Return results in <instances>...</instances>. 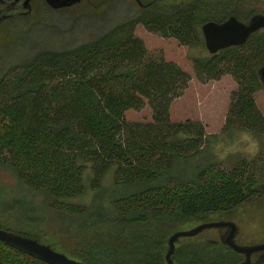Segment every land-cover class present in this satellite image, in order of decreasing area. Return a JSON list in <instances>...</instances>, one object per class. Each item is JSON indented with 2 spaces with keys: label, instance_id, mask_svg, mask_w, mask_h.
I'll return each instance as SVG.
<instances>
[{
  "label": "trees",
  "instance_id": "16d2710c",
  "mask_svg": "<svg viewBox=\"0 0 264 264\" xmlns=\"http://www.w3.org/2000/svg\"><path fill=\"white\" fill-rule=\"evenodd\" d=\"M112 0H101L103 7ZM138 2V1H137ZM171 3L170 9L166 6ZM264 0H139L138 15L66 51L39 50L0 78V165L38 193L7 214L2 229L88 264H167L177 231L230 217L264 198V151L230 168L202 158L231 127L264 137L255 94L264 88V29L241 47L211 55L202 28L230 17L249 22ZM161 5V12L155 11ZM155 7V8H154ZM166 9V10H165ZM165 11V12H164ZM17 18L14 23L22 22ZM189 47L202 83L232 75L238 90L219 136L200 121L173 123L172 103L191 76L149 54L137 25ZM148 101L151 122H127ZM233 160L235 156H230ZM225 166V167H224ZM108 175L119 188L99 193ZM94 196L89 204L77 200ZM49 231V232H48ZM174 264H240L222 239L176 242ZM0 264H47L0 241Z\"/></svg>",
  "mask_w": 264,
  "mask_h": 264
},
{
  "label": "rangeland",
  "instance_id": "374dc122",
  "mask_svg": "<svg viewBox=\"0 0 264 264\" xmlns=\"http://www.w3.org/2000/svg\"><path fill=\"white\" fill-rule=\"evenodd\" d=\"M99 1L101 0H83L77 7L66 11H54L55 9L49 5L38 3V10L34 16L18 24H12L15 19L0 23V78L10 68L20 64L39 50L66 51L86 44L116 25L130 20L141 11V6L136 0H112L108 5L96 8L94 5ZM171 6L172 4L168 3L162 7L170 9ZM258 7L260 9L258 13L264 14V3L259 4ZM154 10L161 12V5H157ZM135 35L144 41L149 54L177 64L192 78L184 95L171 105V121L173 123L200 121L208 135H221L230 108L231 96L238 90V84L233 76L225 75L220 80L202 83L195 75L191 62L193 52L189 47L182 46L174 38H164L152 33L142 24L137 25ZM255 99L264 114V88L255 94ZM145 103L140 111H127L126 121L151 122L153 110L147 100ZM255 139L260 149L264 151V137L255 136ZM202 158H213L216 163L224 161L226 168L235 164L237 158L251 159L236 155L233 160L230 158L218 160L210 150L199 158L200 164L204 163ZM262 176L264 178V175ZM86 183L87 195L77 200L80 204H89L94 198L89 180ZM118 191L119 188L114 185L112 176L108 175L98 195L101 200L106 201ZM41 200V196L25 186L11 168L0 165L1 223H7L5 222L7 214L13 216L16 207H20L24 201L38 203ZM8 219L13 220V218ZM10 220L8 224H5L7 227L12 225ZM219 221L232 222L238 227L239 232L235 238L238 246L250 247L264 244V198L243 206L232 218L219 217L213 222ZM252 225L255 227L253 228ZM225 232L226 229H209L200 234L198 239L220 241L225 238ZM240 257L244 261L245 256L240 255Z\"/></svg>",
  "mask_w": 264,
  "mask_h": 264
},
{
  "label": "water",
  "instance_id": "95a60500",
  "mask_svg": "<svg viewBox=\"0 0 264 264\" xmlns=\"http://www.w3.org/2000/svg\"><path fill=\"white\" fill-rule=\"evenodd\" d=\"M32 0H27L26 4ZM83 0H47V4L55 9L70 8L78 5ZM139 2V0H136ZM264 29V14H257L248 23L240 21L236 17H230L223 23L209 22L203 26L202 32L205 40L206 50L214 55L218 52L244 46L251 36ZM264 83V68L260 71ZM209 229H227L228 233L222 239L223 244L232 249L235 253L244 255L245 259L240 264H264V256L253 261L252 256L256 253H264V244L250 247H240L236 244L235 238L239 232L238 227L232 222H207L199 224L189 230L177 231L169 239V250L166 255L167 264H174L172 256L176 250V242L184 238H195ZM0 241L10 245L21 252L47 264H88L76 261L59 253L49 245H44L37 240L23 237L19 234L6 231L0 225Z\"/></svg>",
  "mask_w": 264,
  "mask_h": 264
},
{
  "label": "clouds",
  "instance_id": "9594fccd",
  "mask_svg": "<svg viewBox=\"0 0 264 264\" xmlns=\"http://www.w3.org/2000/svg\"><path fill=\"white\" fill-rule=\"evenodd\" d=\"M218 160H225L230 156L239 155L245 158L254 157L260 150L258 141L250 129L231 127L228 132L223 133L217 142L204 145ZM254 228L255 225H252Z\"/></svg>",
  "mask_w": 264,
  "mask_h": 264
},
{
  "label": "flooded vegetation",
  "instance_id": "af4514ba",
  "mask_svg": "<svg viewBox=\"0 0 264 264\" xmlns=\"http://www.w3.org/2000/svg\"><path fill=\"white\" fill-rule=\"evenodd\" d=\"M27 0H0V23L11 21L12 19L17 18H30L34 16L38 10V3L47 4V0H32L30 3L26 4ZM75 5L70 8L77 7ZM70 8H63L54 11H66ZM228 230L226 229L225 236L227 235ZM264 256V253H256L252 256V260L256 261L260 257ZM255 257V259H254Z\"/></svg>",
  "mask_w": 264,
  "mask_h": 264
}]
</instances>
